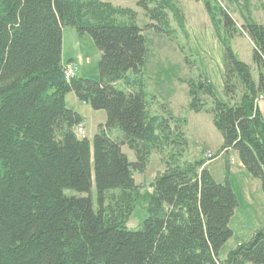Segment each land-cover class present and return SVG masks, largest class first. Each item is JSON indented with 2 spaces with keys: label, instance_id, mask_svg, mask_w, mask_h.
I'll list each match as a JSON object with an SVG mask.
<instances>
[{
  "label": "trees",
  "instance_id": "trees-1",
  "mask_svg": "<svg viewBox=\"0 0 264 264\" xmlns=\"http://www.w3.org/2000/svg\"><path fill=\"white\" fill-rule=\"evenodd\" d=\"M133 1L149 21L144 29L188 38L177 0ZM196 1L223 49L224 100L198 76L187 84L189 110L205 108L203 94L222 153L237 154L264 196V25L247 16L238 25L224 4L237 0ZM136 18L134 10L101 0H0V264H264V226L218 259L232 237L236 196L203 160L182 161L179 128L150 112L154 97L141 79L146 40ZM68 27L89 35L99 51L97 82L65 79L61 40ZM240 35L253 47L255 81L230 47ZM69 93L106 115L91 148L76 136L82 118L65 107ZM152 153L165 168L142 192L133 173L145 171ZM137 204L147 217L130 230Z\"/></svg>",
  "mask_w": 264,
  "mask_h": 264
},
{
  "label": "rangeland",
  "instance_id": "rangeland-1",
  "mask_svg": "<svg viewBox=\"0 0 264 264\" xmlns=\"http://www.w3.org/2000/svg\"><path fill=\"white\" fill-rule=\"evenodd\" d=\"M101 1L134 10L137 13L136 25L142 29L149 23L143 12L135 7L133 0ZM245 1L246 7H244L243 0L232 1V5L230 4L228 7L237 24L239 25L241 22L238 19L240 16H247L256 23H264V0ZM177 2L184 15L187 39L177 33L175 41L168 40L152 30H143L147 53L141 79L149 99L154 97L149 109L151 113L165 119L171 118L172 126L179 128L185 141L182 161L203 160L205 168L213 180L218 184H223L225 181L230 183L231 189L241 200L239 190L244 184L243 176L248 174L241 166L234 151L222 153V139L211 122L212 117L209 112L211 103L203 94H200V99L206 101L205 108L200 113H193L189 110L190 97L187 84L190 81L195 82L198 76H202L207 81L218 100H224L222 89L223 49L215 37L202 5L195 0H177ZM171 27L176 29L174 24H171ZM237 45H240L241 53L235 51ZM230 47L239 60L251 67L252 78L255 81L257 70L251 62L249 44L245 39L237 38L231 41ZM69 59H72L74 63H68ZM99 59L100 53L89 35H78L73 28L69 27L62 30L61 60L65 66L71 64L77 67L73 77L97 82ZM64 103L68 110L77 113L82 118L83 136L77 133L76 136L87 139L91 148L97 126L106 119L105 113L93 111L88 105L79 102L71 93L65 95ZM261 112L264 116L263 108ZM113 133V136L119 135L117 131ZM122 152L127 156L129 162H134V155L131 151L122 147ZM164 168L161 155L152 153L145 171L142 174L133 173L134 181L141 191L145 192L154 178L163 173ZM248 177L250 181L248 194L252 198V203L250 208H246L243 203L240 205L230 226L234 235L220 249L219 260H223L226 254L241 242L249 241L254 232L264 226V196L258 180ZM64 194L69 196L75 193L66 191ZM91 195L93 207L96 209L93 184ZM146 217L144 206L137 204L126 227L130 230H137Z\"/></svg>",
  "mask_w": 264,
  "mask_h": 264
},
{
  "label": "crops",
  "instance_id": "crops-1",
  "mask_svg": "<svg viewBox=\"0 0 264 264\" xmlns=\"http://www.w3.org/2000/svg\"><path fill=\"white\" fill-rule=\"evenodd\" d=\"M196 1V0H195ZM197 2V1H196ZM199 3V2H198ZM224 4L228 7V6H230V4L227 2V1H225L224 2ZM206 14V13H205ZM207 16V15H206ZM208 18V17H207ZM239 20H241L240 19V17L238 18ZM209 21V20H208ZM258 22H259V19H258ZM210 23V22H209ZM260 23V22H259ZM260 24H264V23H260ZM211 25V24H210ZM237 38H240V39H245L246 40V42H247V44H249V46H250V57H251V55H252V49H253V47H252V44L250 43V41L245 37V36H243V37H235L234 39H237ZM233 39V40H234ZM232 40V41H233ZM236 48V52L237 53H241V48H240V45H237V46H235ZM237 57V56H236ZM241 61V60H240ZM251 62H252V60H251ZM68 63H74V61L72 60V59H69L68 60ZM249 66V65H248ZM254 66V65H253ZM250 67V66H249ZM250 70H251V67H250ZM258 106H259V108L260 109H262L263 108V105H262V102H259L258 103ZM151 112V111H150ZM156 115V114H155ZM100 124H102V123H100ZM82 126H83V124H81L80 125V127L82 128ZM249 175H245V176H243L244 178H243V180H244V184H242L241 185V188H240V190H239V193H240V195H241V200H239L238 199V197H237V194H235V196H236V199H237V203H238V206H237V208L234 210V213H233V216H232V218H231V220H230V222H229V227L231 226V222H232V220H234V218H235V216L237 215V212L239 211V209H240V205L243 203L244 205H245V207L246 208H250V205H251V203H252V198L250 197V195L248 194V184H249V177H248ZM229 185H230V183H229ZM230 187H231V185H230ZM239 216V215H238ZM263 227V226H262ZM231 229V228H230ZM231 231H232V229H231ZM233 235H234V233H233V231H232V237H233ZM252 237V236H251ZM241 243H245V242H241ZM240 243V244H241ZM239 245V244H238Z\"/></svg>",
  "mask_w": 264,
  "mask_h": 264
},
{
  "label": "built area",
  "instance_id": "built-area-1",
  "mask_svg": "<svg viewBox=\"0 0 264 264\" xmlns=\"http://www.w3.org/2000/svg\"><path fill=\"white\" fill-rule=\"evenodd\" d=\"M76 66L68 64L64 68V77L66 80L72 78L75 75L76 72ZM75 132L79 134L80 136H83V130L81 127L76 128ZM210 157V156H209Z\"/></svg>",
  "mask_w": 264,
  "mask_h": 264
},
{
  "label": "water",
  "instance_id": "water-1",
  "mask_svg": "<svg viewBox=\"0 0 264 264\" xmlns=\"http://www.w3.org/2000/svg\"><path fill=\"white\" fill-rule=\"evenodd\" d=\"M149 188H152V184L149 185Z\"/></svg>",
  "mask_w": 264,
  "mask_h": 264
}]
</instances>
